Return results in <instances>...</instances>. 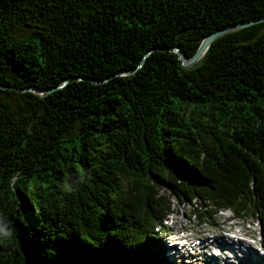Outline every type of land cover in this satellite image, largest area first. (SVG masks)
Returning <instances> with one entry per match:
<instances>
[{
  "label": "trees",
  "instance_id": "16d2710c",
  "mask_svg": "<svg viewBox=\"0 0 264 264\" xmlns=\"http://www.w3.org/2000/svg\"><path fill=\"white\" fill-rule=\"evenodd\" d=\"M260 16L264 0H0V264L169 263L171 198L264 231V21L190 68L172 50Z\"/></svg>",
  "mask_w": 264,
  "mask_h": 264
},
{
  "label": "rangeland",
  "instance_id": "374dc122",
  "mask_svg": "<svg viewBox=\"0 0 264 264\" xmlns=\"http://www.w3.org/2000/svg\"><path fill=\"white\" fill-rule=\"evenodd\" d=\"M161 194H165L169 196V194L164 190H160ZM173 206H172V212L170 213L169 218H173L176 220L175 222V231H181L184 228H191L192 231L196 234L204 233L205 230L208 231V234L218 235L221 236L222 233L220 232V229H232L230 228L231 225H235L234 228H239L243 232H247L250 234L257 235L261 238L264 236V232L260 234L262 227H260L259 222L251 217H242V216H236L234 215L230 210H223L219 211L216 214H214L212 217H210V211L208 209L207 213H200L201 209L199 206V203L197 202H183L180 203L175 199H172ZM23 208V207H22ZM24 210V209H23ZM25 212V210H24ZM26 217L29 218L28 212L26 210L25 212ZM227 216H230V218H227ZM207 218V219H206ZM163 223L166 226H170L167 222ZM155 231L157 233L158 229L155 228ZM167 244H170L169 241H166ZM160 251V250H159ZM167 255L170 257V260L168 259L169 263L162 262L161 264H186V262H180L176 257L172 258L171 253L169 250L167 251ZM173 261V262H172ZM189 264V263H188ZM190 264H203L200 263L198 260L192 261Z\"/></svg>",
  "mask_w": 264,
  "mask_h": 264
},
{
  "label": "water",
  "instance_id": "95a60500",
  "mask_svg": "<svg viewBox=\"0 0 264 264\" xmlns=\"http://www.w3.org/2000/svg\"><path fill=\"white\" fill-rule=\"evenodd\" d=\"M264 21V16H260V17H257V18H253V19H250V20H244V21H241V22H237V23H234V24H230V25H227V26H224V27H221V28H217L215 29L214 31L210 32L209 34H207L203 39L202 41L200 42L199 46H198V49L196 50V52L190 56V57H187L180 48H173L172 50L175 51L178 56H179V59H180V62H181V66L183 68H190L192 66H195L201 59L202 57L204 56L205 52L207 51V49L209 48V46L216 40L218 39L219 37L223 36V35H226L230 32H233V31H237V30H240L242 28H245V27H248L250 25H253V24H256V23H259V22H262ZM74 79H82L80 77H72V78H66L65 80L62 81V83L55 87V88H61L63 87L68 81H71V80H74ZM6 88H9V87H6ZM55 88H51L49 90H45L43 92H41L40 90H37L36 88H30L31 90L33 91H36L38 93H47L51 90H54ZM22 207L23 209L25 210L26 212V204L25 202L22 203ZM23 210V211H24Z\"/></svg>",
  "mask_w": 264,
  "mask_h": 264
},
{
  "label": "bare ground",
  "instance_id": "6f19581e",
  "mask_svg": "<svg viewBox=\"0 0 264 264\" xmlns=\"http://www.w3.org/2000/svg\"><path fill=\"white\" fill-rule=\"evenodd\" d=\"M227 210H228V209H227ZM231 232L233 233L234 236L236 235V236L239 237V235H240V234H239V229H238V228L234 229V230L231 231ZM182 239L184 240L185 238L183 237ZM239 239H240V238H239ZM163 246H164V247H167L165 243H163ZM177 251H178V250H177ZM216 254H217V253H216ZM203 256L209 258V255L204 254ZM203 261H204V260H203ZM227 264H231V263H227ZM238 264H243V263H238ZM245 264H264V261H263L262 263H259V261H258L255 257L251 256V254H246Z\"/></svg>",
  "mask_w": 264,
  "mask_h": 264
}]
</instances>
